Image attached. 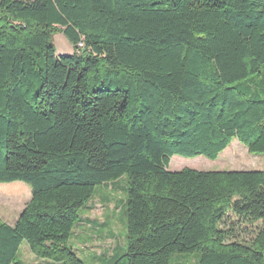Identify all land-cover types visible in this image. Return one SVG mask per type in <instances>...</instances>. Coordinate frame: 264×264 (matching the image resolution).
<instances>
[{"label": "trees", "instance_id": "16d2710c", "mask_svg": "<svg viewBox=\"0 0 264 264\" xmlns=\"http://www.w3.org/2000/svg\"><path fill=\"white\" fill-rule=\"evenodd\" d=\"M233 140L264 154V0H0V184L31 189L0 264H28L22 243L87 264L74 230L122 176L125 243L92 264H264V228L236 235L264 221V171L167 169Z\"/></svg>", "mask_w": 264, "mask_h": 264}, {"label": "rangeland", "instance_id": "374dc122", "mask_svg": "<svg viewBox=\"0 0 264 264\" xmlns=\"http://www.w3.org/2000/svg\"><path fill=\"white\" fill-rule=\"evenodd\" d=\"M56 53L69 56L73 47L61 34L53 36ZM168 171L182 169L196 171H264V154H249L247 149L236 140L215 160L203 156L183 157L174 156L168 165ZM127 178L122 176L117 181L98 185L94 191V198L81 213V222L74 230L71 247L77 256L87 264H92L90 257H110L111 250L122 247L126 236V199ZM107 196L106 200L102 197ZM31 198V189L21 182L0 184V219L12 226L20 215L23 207ZM100 225V227L98 226ZM264 228V221L252 226L239 225L236 230L238 239H249L254 233ZM254 232V233H253ZM19 255L28 264L36 263L25 243L19 249ZM196 254L174 255V264H196ZM39 261V260H38ZM96 263L100 261L95 260ZM43 263V262H42Z\"/></svg>", "mask_w": 264, "mask_h": 264}, {"label": "crops", "instance_id": "0c3cea01", "mask_svg": "<svg viewBox=\"0 0 264 264\" xmlns=\"http://www.w3.org/2000/svg\"><path fill=\"white\" fill-rule=\"evenodd\" d=\"M101 257V256H100ZM34 258V257H33ZM36 260V259H35ZM37 262L36 263H39V264H49V263H45V262H43V261H38V260H36ZM43 262V263H42Z\"/></svg>", "mask_w": 264, "mask_h": 264}]
</instances>
